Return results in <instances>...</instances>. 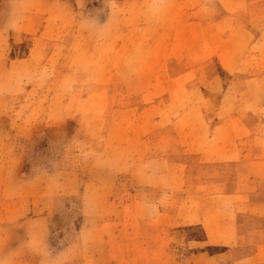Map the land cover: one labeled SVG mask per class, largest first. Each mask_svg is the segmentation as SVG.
<instances>
[{
	"label": "rangeland",
	"instance_id": "rangeland-1",
	"mask_svg": "<svg viewBox=\"0 0 264 264\" xmlns=\"http://www.w3.org/2000/svg\"><path fill=\"white\" fill-rule=\"evenodd\" d=\"M22 3L14 0L13 7L28 6L26 43L0 48V264H232L251 253L257 238L239 247L215 245L204 240L202 221L220 223L225 208L234 213L218 195L250 184V164L264 156V140L239 135L244 161L234 163L204 162L177 145L166 153L161 148L179 133L177 125L171 132L147 129L140 144L139 110L166 105L168 95L163 82L154 99L143 100L137 91L144 84L139 75L154 68L161 80L168 71L195 69L186 84H172L174 103L162 110L164 123L184 106L199 105L207 138L223 119L264 136V0ZM222 97L230 99L225 106ZM156 156L185 163L174 186L160 175L163 166L151 163ZM127 160L134 170L120 173ZM34 180L36 186L48 182L49 192L71 191L49 218L45 252L25 244L28 194L38 204L31 214L53 204L41 203L39 189L28 193ZM155 180L158 186L150 184ZM238 221L243 232L253 230L248 212L240 211ZM71 236L75 244L60 251Z\"/></svg>",
	"mask_w": 264,
	"mask_h": 264
},
{
	"label": "crops",
	"instance_id": "crops-1",
	"mask_svg": "<svg viewBox=\"0 0 264 264\" xmlns=\"http://www.w3.org/2000/svg\"><path fill=\"white\" fill-rule=\"evenodd\" d=\"M26 1L27 0H18L20 3H25ZM3 2L4 10L1 15L4 19H2L0 25V48H12L19 44H25V40L28 37V6L23 8L18 6V8H14V0H3ZM36 11L38 12L39 10L37 9ZM31 16H33L32 18H36L38 14L36 13ZM14 18H20L21 21L15 23L13 22ZM39 40V37H34L31 46L36 47L39 44ZM172 42L173 40L170 39L168 46L166 45L167 48L166 46L165 48L171 49ZM28 56L29 54L27 52L23 59H28ZM169 60L170 57L168 56L166 58L167 64ZM159 62L157 55L154 56L153 63L159 64ZM222 62L227 68L231 69L230 65L226 64V61L222 60ZM155 69L156 68H154L153 73H141L139 75L138 79L144 81L145 87L144 84H142L137 92L143 100H145L147 96H152L154 99L158 85L163 82L165 86L164 89L168 95L167 103L164 106H160L162 103L159 101V105H154V103L153 105H144L142 109L139 110V119H141L142 123L137 121L136 132L137 135H140L138 136V143H143L141 137H143V134H145L147 129L151 128L153 130L151 133H155L159 127H163L168 128L169 132H171L172 129L175 130L173 125H177L179 127V133L176 134V131L173 130L175 132L174 135H172V133L168 135L167 144L161 148L164 149L166 153L170 152V150L177 145L186 153L197 152L204 162L234 163L244 161L241 159L242 154L240 147L238 146L239 135H250L253 139L264 140V136L254 135L251 129L243 122L237 120L230 121V119L219 121L215 126L216 134L213 135L211 139L207 138L205 135V125L200 118L201 107L199 105L198 107L195 105L184 106V109L180 111L178 117L175 116L174 118H170L168 122L164 123L167 116L162 110L166 107L170 109L172 103H174L173 95L175 89H172V84L177 83L176 81L179 80H184L185 83L182 84H186V79L184 78L188 79L190 73L194 72L195 69L179 75H173L168 71V76L165 78L163 77V80H161L160 72H155ZM167 70H169L168 65ZM229 100L230 99L226 97L221 98V102L224 106L225 102ZM194 116H196L195 121L192 120ZM158 123H161L162 126ZM257 157L258 158L253 159L251 162L252 164H250L252 165V168L249 169L250 172L248 173L250 184L247 187H239L234 192H224L218 195L220 199L223 198L230 203L234 213L227 211L225 208L224 210L226 214H223L224 217L221 222L218 224L212 223L211 225L205 223L203 216V228L206 230L204 240L207 242L214 243L215 245L223 244L239 247L244 244V241L247 238H251L252 240H254V238L258 239V242L255 243V247L251 253L234 259L232 264H264V156ZM137 161L138 163L141 162L139 159ZM151 161L152 164L159 163V165L163 166L162 172L160 170L159 173L162 178L167 181L169 186H174L177 180L182 179L183 176H181V173L184 171L186 165L181 159L170 156H156L153 157ZM128 163L129 160H127L126 166L120 165V173H126L130 169L134 170V166L129 167ZM138 165L139 164H137V168H140ZM153 176H155V174H153ZM34 181L35 182H31L32 190L28 191V193L36 194V189H39L38 194H41V203H43V200H52L53 204L51 205L50 210L48 207L41 209L43 207L41 206L37 213L31 214L30 209L38 208L36 207L38 204L34 205L36 198L30 196L31 194H28V202L31 204L28 205V239H26L25 244L28 245V251H32V249L36 247L40 248L41 252H45L48 249L49 244L48 227L51 223L49 218L52 215L58 214V211L60 210V200L63 199L66 193L69 194L71 191L64 188L62 192H60L61 190L55 192L56 189L53 188L50 192H54V194L52 199H50L47 197L50 193L49 183L46 182L44 185L41 183L40 186H36L37 180ZM150 184L153 186L159 185L157 180L152 181ZM44 205L48 206V203L45 202ZM79 206L83 211V204H79ZM65 207L67 209H72L69 204H66ZM240 211L248 212L255 220L253 230L248 233H246V231L243 232L242 224L238 221V213ZM211 214L216 218V211H213ZM256 221H261V224H258ZM220 225H222V228H220ZM71 237L72 238H69L66 243H62L63 245L60 251H69L68 249L72 248L75 244V236ZM29 255L30 253L28 256ZM208 258L216 260L219 257L218 254H210V257Z\"/></svg>",
	"mask_w": 264,
	"mask_h": 264
}]
</instances>
